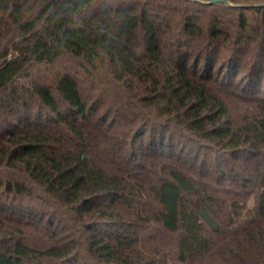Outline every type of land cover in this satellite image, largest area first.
Segmentation results:
<instances>
[{
    "label": "trees",
    "instance_id": "trees-1",
    "mask_svg": "<svg viewBox=\"0 0 264 264\" xmlns=\"http://www.w3.org/2000/svg\"><path fill=\"white\" fill-rule=\"evenodd\" d=\"M213 1L0 0V264H264V0Z\"/></svg>",
    "mask_w": 264,
    "mask_h": 264
},
{
    "label": "water",
    "instance_id": "water-1",
    "mask_svg": "<svg viewBox=\"0 0 264 264\" xmlns=\"http://www.w3.org/2000/svg\"><path fill=\"white\" fill-rule=\"evenodd\" d=\"M213 2H223V3H226L225 0H215ZM200 214L203 217V219L210 225V227L212 229H214L215 231H218L219 230V226L217 225V223L215 221H213V219L210 218V216L205 212L204 209H201Z\"/></svg>",
    "mask_w": 264,
    "mask_h": 264
},
{
    "label": "rangeland",
    "instance_id": "rangeland-1",
    "mask_svg": "<svg viewBox=\"0 0 264 264\" xmlns=\"http://www.w3.org/2000/svg\"><path fill=\"white\" fill-rule=\"evenodd\" d=\"M253 206V203L251 202L250 204H249V207H252Z\"/></svg>",
    "mask_w": 264,
    "mask_h": 264
}]
</instances>
